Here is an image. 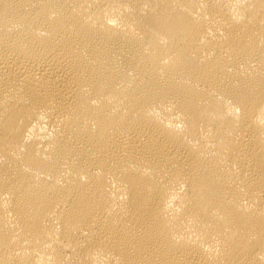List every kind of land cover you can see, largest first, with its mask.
<instances>
[{
	"label": "bare ground",
	"instance_id": "bare-ground-1",
	"mask_svg": "<svg viewBox=\"0 0 264 264\" xmlns=\"http://www.w3.org/2000/svg\"><path fill=\"white\" fill-rule=\"evenodd\" d=\"M0 264H264V0H0Z\"/></svg>",
	"mask_w": 264,
	"mask_h": 264
}]
</instances>
